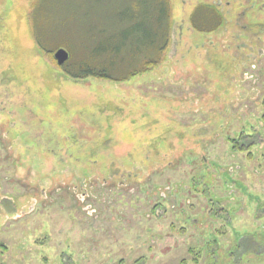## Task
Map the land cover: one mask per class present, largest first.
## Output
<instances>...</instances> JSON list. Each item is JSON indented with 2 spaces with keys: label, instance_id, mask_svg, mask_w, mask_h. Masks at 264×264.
<instances>
[{
  "label": "rangeland",
  "instance_id": "1",
  "mask_svg": "<svg viewBox=\"0 0 264 264\" xmlns=\"http://www.w3.org/2000/svg\"><path fill=\"white\" fill-rule=\"evenodd\" d=\"M170 5L111 82L67 70L122 42L124 76L151 1L0 0V264H264V0Z\"/></svg>",
  "mask_w": 264,
  "mask_h": 264
},
{
  "label": "trees",
  "instance_id": "2",
  "mask_svg": "<svg viewBox=\"0 0 264 264\" xmlns=\"http://www.w3.org/2000/svg\"><path fill=\"white\" fill-rule=\"evenodd\" d=\"M154 4V14L152 15V18H154L156 27L152 30H143V36L142 42H140L143 49H156V52H158L157 58H139L134 64H132V59L134 58V55L139 53L141 51L140 44L136 42V46L132 48L131 54H128V69L129 71L126 72L124 76L115 77L113 76V73L110 71L115 70L114 67L116 60L120 56V63H123V60L125 57H123V54L120 55L121 48L124 46V43L116 42L113 46H110L108 43H100L98 44L94 51L86 52L84 54V59H80V61L77 62L75 69L70 71L67 70V74L75 79H87V78H95L98 80H104V81H127L137 75L143 74L148 72L149 70H152L156 68L162 61V56L160 55L163 51L164 47L167 44V38L166 35L164 36V33L166 34L167 31H165V28L169 24L170 19V12H171V5L170 0H149ZM201 5H204L206 8H208V11L210 12V19L213 17H218V19L213 20L211 22L210 19L208 21L211 22L208 28H204L205 31H211L217 29L221 23L222 18L220 16V11L216 7L213 6L212 3H202ZM200 7V6H199ZM199 7H196L197 9ZM196 9V10H197ZM194 10V11H196ZM195 13V12H194ZM213 17H212V16ZM134 16H131L130 20H133ZM195 20V17H194ZM195 24V22H194ZM131 29L129 32L122 31L121 37L124 39L128 38V34L130 32L135 31H141L142 28H140V24H137L136 21L131 23ZM199 29L200 31H204V29H201L199 25H194ZM140 38V37H139ZM118 41V40H117ZM122 41V40H121ZM38 45V48L41 49V51H45L46 54H50L51 52L43 47L39 41L36 42ZM158 43V44H157ZM40 45V46H39ZM126 45H130V42ZM104 56L103 59H101ZM66 63V62H65ZM124 64V63H123ZM61 65H59L60 67ZM64 66V64H63ZM125 66V65H124ZM65 68V67H63ZM127 68V67H126ZM261 121L264 124V111L261 114Z\"/></svg>",
  "mask_w": 264,
  "mask_h": 264
},
{
  "label": "water",
  "instance_id": "3",
  "mask_svg": "<svg viewBox=\"0 0 264 264\" xmlns=\"http://www.w3.org/2000/svg\"><path fill=\"white\" fill-rule=\"evenodd\" d=\"M68 52L63 48H58L54 53V58L56 59L58 64L64 63L68 59Z\"/></svg>",
  "mask_w": 264,
  "mask_h": 264
}]
</instances>
